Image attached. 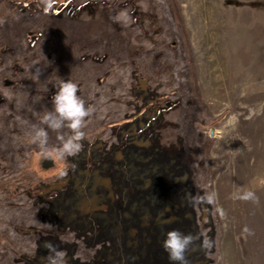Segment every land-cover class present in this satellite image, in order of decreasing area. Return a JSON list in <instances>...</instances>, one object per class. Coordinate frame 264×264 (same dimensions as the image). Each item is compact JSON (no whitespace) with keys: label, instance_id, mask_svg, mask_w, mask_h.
Segmentation results:
<instances>
[{"label":"rangeland","instance_id":"1","mask_svg":"<svg viewBox=\"0 0 264 264\" xmlns=\"http://www.w3.org/2000/svg\"><path fill=\"white\" fill-rule=\"evenodd\" d=\"M61 79L92 111L41 158ZM169 229L185 264H264V0H0V264H173Z\"/></svg>","mask_w":264,"mask_h":264},{"label":"clouds","instance_id":"2","mask_svg":"<svg viewBox=\"0 0 264 264\" xmlns=\"http://www.w3.org/2000/svg\"><path fill=\"white\" fill-rule=\"evenodd\" d=\"M110 19L117 24L128 25L134 22V17L126 8L114 11ZM55 91L51 95L52 108L40 117L44 126L33 125L31 130L25 133L26 141L37 145L41 158L65 159L76 155L81 151L82 139L85 133L82 131L86 117L92 111L85 106V101L78 95V85L70 79H61L53 85ZM71 130L67 137L58 135L61 141L59 145L48 146V129L58 130L62 127ZM64 173L61 172V175ZM235 198L253 199L252 191L237 192ZM193 235L181 232L179 229H169L165 232L161 246L168 253V258L173 264H185V252L193 242ZM47 252L44 264H68L67 254L59 249L52 241H45L43 245Z\"/></svg>","mask_w":264,"mask_h":264}]
</instances>
